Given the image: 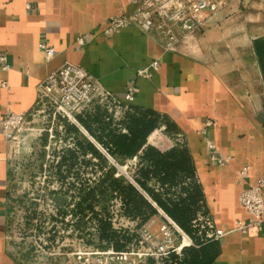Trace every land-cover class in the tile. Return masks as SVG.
Segmentation results:
<instances>
[{
  "label": "crops",
  "instance_id": "1",
  "mask_svg": "<svg viewBox=\"0 0 264 264\" xmlns=\"http://www.w3.org/2000/svg\"><path fill=\"white\" fill-rule=\"evenodd\" d=\"M217 1L220 9L167 51L160 36L134 27L105 36L106 21L132 14L134 0H0V264H18L6 238L10 145L2 123L7 113H31L36 87L64 62L120 100L132 88L134 108L182 137L205 210L226 233L201 248L205 264H264V226L255 227L238 201L264 181V0ZM44 42L55 51L50 61ZM153 61L159 68L150 78L137 75ZM211 154L227 163L218 166Z\"/></svg>",
  "mask_w": 264,
  "mask_h": 264
},
{
  "label": "rangeland",
  "instance_id": "2",
  "mask_svg": "<svg viewBox=\"0 0 264 264\" xmlns=\"http://www.w3.org/2000/svg\"><path fill=\"white\" fill-rule=\"evenodd\" d=\"M131 113L118 116L112 122L111 119L106 120V113L98 111L96 116L79 118L78 123L84 130L60 118L52 120L47 113L35 114L36 117L28 118V125L14 134L9 143L6 238L10 255L18 264H119L114 255L106 254L110 249L116 251L110 242L99 237L98 221H107L111 228L114 225L116 235L129 238L127 243L119 241L124 249L134 239H140L151 219L156 221V225L164 221L160 211L168 217L152 201L151 195L174 202L187 198L194 178L179 180V177L174 185H162L156 179L147 178L144 183L150 195L137 184L144 180L140 172L149 168L148 160L142 156L144 150L150 148L157 155L181 149L174 144L177 134L170 133L160 117L158 120L147 119L152 129L137 156L130 159L110 157L106 152L112 161L103 156L100 149H104L97 138L103 134L104 128L115 135H127L125 125L133 115ZM80 120L88 122L90 130ZM80 144H90L104 159L91 154V151L80 152ZM107 176H112L122 186H133L154 208L155 214L144 206L141 215H127L116 194L108 191L102 195L97 190L93 196L92 211L86 208V203L79 209L76 204L82 194L99 185L106 189L108 182L102 183L101 180ZM199 208L198 204L193 211L190 234L173 221L194 246L183 249L180 257H172V262L176 259L177 264L183 263L188 249L198 251L210 244L203 236L196 237L192 228L191 221ZM130 222L134 223L132 227H126ZM156 225L149 230L156 232ZM128 229L133 233L129 234Z\"/></svg>",
  "mask_w": 264,
  "mask_h": 264
},
{
  "label": "built area",
  "instance_id": "3",
  "mask_svg": "<svg viewBox=\"0 0 264 264\" xmlns=\"http://www.w3.org/2000/svg\"><path fill=\"white\" fill-rule=\"evenodd\" d=\"M134 3L136 9L129 16H114L106 21L105 36L111 37L122 29L134 27L143 33H155L160 36L167 51H173L179 39L199 29L204 21L221 7V3L217 0H134ZM76 43L82 47L83 38L77 39ZM39 49L46 61L54 58V49L45 42L39 44ZM158 68L159 62L153 61L149 66L137 71V75L150 78ZM3 69L7 70L6 67ZM133 102L132 88L127 89L123 99L120 100L82 67L64 62L48 73L36 87L35 108L31 113L28 115L6 114L2 123L4 138L7 143H10L14 134L28 125V118L36 117L35 114L47 113L52 120L60 118L70 125L81 128L78 123L79 118L93 117L100 111L108 115L107 121L111 119L113 122V119L118 116L122 117L127 112L131 113ZM206 125L209 126L210 123L207 122ZM174 141L175 146L183 148L180 135H176ZM208 149L213 151V145H208ZM100 150L107 160L112 161L105 150ZM209 160L218 166L227 163V159L213 154L209 156ZM247 172L248 168L244 167L240 171V177ZM194 179L198 184L196 176ZM263 187L264 181L259 179L254 185L243 189L238 198L240 206L253 219L254 226L258 229L264 226ZM199 207V212L191 221L194 234L196 237L203 236L207 243L218 242L226 233L215 227L212 218L205 210L204 202H200ZM159 214L162 215L163 222L156 225V221L151 219L140 239L137 241L134 239L122 251L114 252L110 249L106 254L114 255L119 264H177L176 259L172 262V257H180L183 249L193 247L194 244L172 220L161 211ZM132 224L134 223H127L126 227L131 228ZM152 225H156V232L149 230ZM126 227L123 228L127 229ZM111 229L116 230L114 225ZM128 230L129 234L133 233L132 230ZM237 230L245 233L247 227L237 223Z\"/></svg>",
  "mask_w": 264,
  "mask_h": 264
},
{
  "label": "trees",
  "instance_id": "4",
  "mask_svg": "<svg viewBox=\"0 0 264 264\" xmlns=\"http://www.w3.org/2000/svg\"><path fill=\"white\" fill-rule=\"evenodd\" d=\"M264 72V66H263ZM128 118V122L125 125L127 129V135H115L113 132L106 130L104 127L103 134L97 138L101 147L106 150L108 155L121 156L124 158H133L137 156L138 152L145 145V137L151 131L152 126L147 119L156 118L159 116L146 114L134 107H132V113ZM80 123L86 125L90 130L91 126L88 122L80 120ZM78 149L80 152L85 153V150L91 151V154L96 155L103 160V156L96 153L90 144H80ZM186 149L175 148L171 149L163 154H155V152L147 148L143 152V157L148 160L149 168L146 171H141L140 174L144 178L143 181H138L139 187L150 195L149 190L145 188V179L153 178L160 182L162 185H174L177 180L193 179L194 171L189 169L187 164V156L185 154ZM111 157V156H110ZM178 178V179H177ZM177 179V180H176ZM194 180V179H193ZM102 183L108 182L106 189L102 185H99L96 189H90L88 193L82 194L79 198V203L76 206L80 209L83 203H86V208L92 211V201L96 190L104 195L106 192L116 194L123 203L125 213L127 215L135 216L142 214V207H146L151 213L155 214L154 208L140 195V193L131 185L122 186L118 180L113 179L112 176H107L101 180ZM199 185L196 181H193L191 189L186 199L174 201H164L160 196L151 195L152 201L172 220L174 221L184 232L191 233L190 220L192 219L193 211L200 202L203 201V197L198 191ZM82 211V210H81ZM100 226L99 237L106 242H110L115 251L123 249V244L119 241L127 243L128 237L116 235L110 224L107 221H98ZM120 238V239H119ZM203 247V246H202ZM201 249L195 251L194 249H188L186 251L187 256L185 261L180 264H205L206 259L202 257ZM201 257V258H200Z\"/></svg>",
  "mask_w": 264,
  "mask_h": 264
}]
</instances>
